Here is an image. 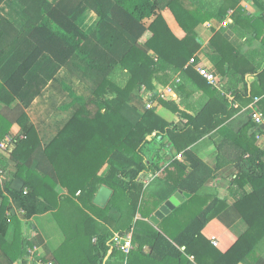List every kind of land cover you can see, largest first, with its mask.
<instances>
[{
  "label": "trees",
  "instance_id": "1",
  "mask_svg": "<svg viewBox=\"0 0 264 264\" xmlns=\"http://www.w3.org/2000/svg\"><path fill=\"white\" fill-rule=\"evenodd\" d=\"M187 1L167 3L185 34L181 39L154 0H24L31 6L23 12L27 20L19 28L0 14V72L5 73L0 77V103L5 107L16 99L29 104L42 58L59 67L80 60L84 65L80 71L87 76L107 72L92 89L95 112L89 115L83 108L86 101L70 93L81 107L44 147L26 113L15 115L21 137L11 139L9 159L16 167L14 178L24 183L26 191L12 190L11 182L0 188V253L9 262L27 253L21 220L47 212L60 215L64 229H74L62 247L72 244L84 251L70 261L56 254L58 264H238L245 260L257 264L261 260L256 247L264 238V148L255 145V137L264 131L253 123L251 110L233 117L238 111L233 105L245 107L257 99L255 107L264 115V0H250L259 10L257 17L246 13L241 0H224L218 9L213 7L215 0H205L204 6ZM228 10L235 35H251L261 46L241 54L222 31L215 32L212 62L226 79L217 89L186 64L199 48L195 27L212 18L221 20ZM116 75H121L120 82ZM169 84L177 100L157 102L176 115V122L164 120L155 108L144 109L138 96L141 87L153 91ZM10 129L11 122L0 114V140ZM214 131L221 135L216 169L243 165L228 187L236 201L228 205L213 197L199 213L181 221L178 216L194 204L213 176L190 146ZM166 148L174 168L165 177L167 189L148 194L142 177L161 169L165 163L161 150ZM180 153L184 161L176 159ZM246 184L252 192L244 190ZM100 186L111 190L103 208L93 204ZM177 190L192 197L154 226L149 217ZM212 218L227 228L242 218L248 229L221 252L201 234ZM113 233H131L128 254L112 247Z\"/></svg>",
  "mask_w": 264,
  "mask_h": 264
},
{
  "label": "crops",
  "instance_id": "2",
  "mask_svg": "<svg viewBox=\"0 0 264 264\" xmlns=\"http://www.w3.org/2000/svg\"><path fill=\"white\" fill-rule=\"evenodd\" d=\"M154 1L157 5L158 11L167 20L168 24L172 26L174 33L180 39L183 38L185 35L184 32L177 25L173 15L171 14V12L167 7V3L170 0H154ZM50 2L56 3L58 2V0H50ZM187 2L189 4H192L190 0ZM204 2L205 0H195V4L197 6L199 5L204 6L203 5ZM222 4H224V0H215V5L213 7L214 8L217 7L218 9L222 6ZM240 6L246 11L248 15L254 17H257L259 15V10L257 9L256 6L253 5V3L250 0H241ZM231 13H232L231 10H228L226 16L221 20L212 18L204 22L203 24L197 25L194 30L196 34V41L199 45V48L194 55H197L199 58H201L205 66L216 73L220 81V85H219L220 89H222L223 85L226 82V79L220 75V73L217 71V69L215 68L212 62V58L215 55V49L211 45V38L213 37L214 33L222 31L223 37L241 54H245L250 51H258L261 46V44L258 41L254 40L251 35H247L245 38H239L235 35L233 31L234 23L230 17ZM5 18L13 24V22L10 19H8L7 17ZM14 27L17 28L16 26ZM41 61H42V66L38 69L36 73V83L33 87V89L35 90V96L32 98L29 104L25 106V104H23V102L19 99H16L15 102H13L9 107H5V105L0 103V114L5 116L11 122L10 133L7 136H4V138L0 140V162L2 161L3 163L2 166L0 165V172L5 177L4 178L5 184L9 182L12 183L14 179H17L14 178V175L16 173V167L14 163L9 159V152L12 147L11 139H13L16 136L21 137V135L19 134L20 128L14 119L15 115H17V113H20L21 111H24V113H26V115L29 118V121L36 128L41 144L44 147L56 136L57 132L64 126V124L68 121L70 116L77 110V108L76 109L71 108V110L74 109V111L70 113L71 112V110H69L70 106L75 104L72 101V97H71V105H69L70 103L68 105H65V109L69 110L67 113L70 114L67 115V118L62 123V125L56 131H53L51 135L48 134L50 132V128L47 127L46 129H48L49 131L45 132V130H43L40 125L37 126V124H35V122L31 118L32 109L34 107L38 109V106H40L42 108L41 111L43 112L44 110L43 107L46 108L45 104L46 101H48L49 97L44 98V95L47 96L48 90L51 89V87L49 86L54 84L55 81L54 79L56 78V75H54V71L59 67L54 63L48 62L44 58H42ZM4 76H5L4 71L0 72V77H4ZM80 81L85 82L84 80L81 79ZM252 81H253L252 77L248 78V82H252ZM161 87L162 86H157V89ZM70 93L74 94L70 90V92H68L69 96ZM43 99L45 100V102L43 101ZM50 102L52 104L51 106L52 107L54 106L53 108L58 106L57 100L51 99ZM233 106L234 109L238 110L237 113H234L233 117H237V116L240 117L241 116L240 114L246 110H250V107H253L254 110L258 111L257 108L255 107L254 100L245 107H240L237 103H235ZM20 107L21 110L19 109ZM155 110L156 113L164 120L168 122L177 121L176 115L171 111H169L168 109H166L165 107L159 105V103L156 104ZM11 112H13V115L11 114ZM259 113L263 117V125H261L260 128L262 131H264V115L261 112ZM52 123L53 122H51L50 124ZM53 127L54 126H52V129ZM260 134L262 138L258 141L255 139V145L259 149H263L264 132ZM220 139H221L220 133H218V131H214L202 137L200 140H198L197 142H195L190 146V150L194 154H196L198 158H200L206 166H208L210 169L213 170V176L205 183L203 188L200 190L199 192L200 195L198 196V199H196V201L194 202L195 205L192 206L189 205V207H187L188 209L186 208L178 216L179 220L181 221H186L192 218L193 216H195L197 213L200 212L201 209H203L210 202V200L213 197H216L219 200H225L228 205H232L236 201L235 196H233L231 192H229L228 187L231 184L232 179L235 178V175L240 171V169H243V165L230 164L223 168L216 169L215 167L216 157H217L216 145L219 143ZM151 146L153 147V145ZM154 148H158V146H156L155 144ZM161 153L165 157L164 158L165 163L161 167V169L155 172L154 174H148L147 176L142 177V182L146 185L148 194H152L154 192L155 194H157L158 192H160V190L161 191L166 190L167 186L166 184H164L165 177L168 173H172L174 171V168L170 165V162H168L172 155L171 151L167 150L166 148L161 150ZM177 155L182 156L181 153ZM177 155H176L177 160L184 161L183 156L182 158H178ZM53 175L56 177L55 173ZM23 190L26 191L25 187H23ZM244 190L250 193L252 192V186L250 184H246L244 186ZM176 192L187 193L180 190H177L174 193ZM174 193L168 196L157 206L153 214L149 217V221L150 218L154 216L155 212H157L159 207L166 200H168L169 197H171ZM189 195L190 196L188 198H185L183 202L187 201L192 197L191 194ZM183 202H181L179 205H181ZM177 207H175L174 210L177 209ZM190 211L192 213H190ZM172 212L173 211H171L170 213ZM5 216L6 218H9L8 210L6 211ZM56 216L57 213L55 214V212H47L41 215H34L27 221L21 220V232L27 240L26 243H28L26 246L27 253L24 257L16 259L13 262H9L6 258L2 257V254L0 253V264H58L54 258L56 254L61 255L62 259H64L65 261L67 260L70 261L71 257L73 258V256L79 255L80 253H84V251H81V249H76L75 245L72 244H69L67 248L62 247V245H64L65 239H67V237L68 238L72 237L74 229L72 228H69L68 230L64 229L63 226L60 225L59 223L60 215L58 216V218ZM166 216L159 219L158 223H153L152 221H150V223H152L154 226H157ZM68 218L70 219V217ZM247 229L248 226L242 218L235 220V222H233V224H231L228 228L225 227L218 218H212L202 229L201 234L204 236V238L209 240L212 246L216 247L221 252H225L234 243L236 238L240 236L242 233H244ZM11 233H12V229L10 228V230L8 231V237L11 235ZM183 250L184 247L181 248V251ZM256 253H258L261 258V260L257 264H264V238H262L261 241L258 243L256 247ZM189 260L191 262H194L193 256H190ZM238 264H250V263L245 260Z\"/></svg>",
  "mask_w": 264,
  "mask_h": 264
},
{
  "label": "rangeland",
  "instance_id": "3",
  "mask_svg": "<svg viewBox=\"0 0 264 264\" xmlns=\"http://www.w3.org/2000/svg\"><path fill=\"white\" fill-rule=\"evenodd\" d=\"M23 1L24 0H5L0 4V14H3L5 17L10 19L13 22L12 25L16 26L17 28H19V26L27 20L23 12L27 11V9L31 6V3H24ZM30 12L34 13L33 11ZM80 66L84 67L83 63L80 62V60H75L66 67H58L55 69L54 75H56V78L54 79V84L49 86L51 89L48 90L47 96L44 95V98L49 97L45 104L46 108L43 107V112L41 111L42 108L40 106H38V109L36 107L32 109L31 118L35 124H37V126L40 125L42 129L45 130V132L49 131L46 129L47 127L50 128V132L48 133L49 135H51L53 131H56L62 125V123L67 118V115L72 113L74 109H79L81 107L77 102L70 106L69 110H71V108L74 109H72L70 113H67L69 110L65 109V105H68L69 103V105H71V98L68 95L70 90L76 96L82 97L86 101L83 108H85L89 115H92L95 112V106L92 102H90V99L93 96L92 89L95 83L101 79V76H107V72L94 73L95 75L91 74L87 76L85 73L80 71ZM116 76L117 77L115 80L120 82V78H122L121 75ZM80 79L84 80L85 82L80 81ZM51 99L57 100V107L53 108L54 106H51ZM43 101L45 102L44 99ZM19 109L21 110V107ZM11 114L13 115V112H11ZM51 122L53 123L50 124ZM52 126H54L53 129ZM192 205L195 204H191V206ZM190 213L192 212L190 211Z\"/></svg>",
  "mask_w": 264,
  "mask_h": 264
},
{
  "label": "built area",
  "instance_id": "4",
  "mask_svg": "<svg viewBox=\"0 0 264 264\" xmlns=\"http://www.w3.org/2000/svg\"><path fill=\"white\" fill-rule=\"evenodd\" d=\"M187 66L192 67V69L201 76L210 86L215 87L217 89H220V81L218 79V76L216 73L207 68L205 64L203 63L202 59L199 58L197 55H194L192 58L189 59ZM175 84H178L179 80L174 81ZM139 99L144 107V109L150 110L154 109L156 104L158 103V99L172 102L177 100V94L174 90V86L171 84L158 88L156 90H147L144 87H141V89L138 92ZM257 99H254V102H256ZM251 110V119L254 124L261 126L263 125V117L262 115L253 109V107H250ZM262 138L261 134H257L255 139L258 141ZM178 158H182L181 155H177ZM4 176L0 172V188L3 189L5 180ZM111 245L113 248L117 249L123 254H128L130 250L132 249V243H131V233H127L124 235H119L117 233L112 234L111 238Z\"/></svg>",
  "mask_w": 264,
  "mask_h": 264
},
{
  "label": "water",
  "instance_id": "5",
  "mask_svg": "<svg viewBox=\"0 0 264 264\" xmlns=\"http://www.w3.org/2000/svg\"><path fill=\"white\" fill-rule=\"evenodd\" d=\"M23 182L19 179H14L10 185V188L14 191L21 192L23 190ZM111 196V190L107 187L101 186L93 198V204L98 207H104ZM190 195L187 193L176 192L168 200H166L155 212L154 216L150 218L153 223H158V220L168 215L174 210L185 198Z\"/></svg>",
  "mask_w": 264,
  "mask_h": 264
}]
</instances>
